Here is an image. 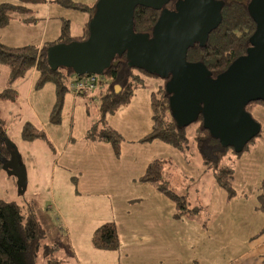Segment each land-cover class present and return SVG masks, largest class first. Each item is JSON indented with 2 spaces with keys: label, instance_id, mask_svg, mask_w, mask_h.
<instances>
[{
  "label": "crops",
  "instance_id": "obj_1",
  "mask_svg": "<svg viewBox=\"0 0 264 264\" xmlns=\"http://www.w3.org/2000/svg\"><path fill=\"white\" fill-rule=\"evenodd\" d=\"M73 1L93 8L99 0ZM40 11L44 19L42 33L38 40L39 46L46 42H54L60 37L63 21L71 22L75 36L82 34L87 22L86 14L65 9L56 4L43 5ZM15 20L24 25L21 20ZM38 79L39 72L36 68L31 69L24 78L18 79L13 85L18 95L17 105L7 104L5 109L7 112L10 111V119L14 120L18 117L19 125H21L17 143L10 138L9 140L16 146L27 170L28 199L51 202L63 222L53 217L49 220H56L58 223L61 221L65 225V233L62 236L68 245L65 250L59 246L57 255L63 249L64 253L66 251L69 254L68 257L71 254V257L77 261H74L75 264H83L81 259L86 258V255L99 257L105 255L109 263L103 261L101 264H118L116 259L127 260L132 255L130 252L138 247L142 248L138 255H142L150 246L168 245L167 239L170 235L172 240L180 235L176 233L174 221L182 222L186 218L191 219L188 224L191 228L186 230L192 231L196 226L200 231L201 226L206 230L205 227L209 225L214 227V233H217V230L221 233L220 212H213L204 225L200 222L201 219H197L200 215L197 213L177 219L175 217L177 212L173 211L175 203L153 185L141 179L149 164L158 159L167 162L168 156L175 157L173 159L175 163H178L177 165H190L192 162H197L199 166L196 172L186 168L185 176L192 177L197 174L203 176L207 173L205 166L201 163L202 160L200 162L198 157L194 158L198 161L187 160L176 149L160 141L140 143V140L150 134L153 128L151 98L153 93H150L148 98L143 95L139 99L134 95L130 104L120 107L116 114L109 115L107 118V122L124 139L120 155L117 156L111 144L86 138L90 126L100 118V107L97 102L100 93L85 95L68 93L65 96L61 125H54L50 121V114L57 99L56 87L48 83L42 90L37 91L35 86ZM156 86L160 87L158 84ZM91 107H95V110ZM120 113L122 117L117 118ZM26 121L38 130L44 131L50 143L47 144L41 140L24 143L21 139V131ZM102 173L106 174L104 182L101 181ZM235 175L237 179L238 173L236 172ZM205 177L204 183L199 187L200 189L203 187V197L208 195L205 188L206 182L213 186L210 176ZM214 180V187L218 190L221 187L216 179ZM261 180L262 178L259 183ZM100 189L106 192L103 200H90L84 197L97 194ZM257 194L258 191L255 202ZM0 200L18 203L24 200L18 192L17 185L8 178L5 171L0 173ZM231 200L226 196V203ZM254 205L257 209V203ZM131 210L134 211L133 218L130 214ZM193 218L195 220H192ZM105 223H115L118 227L121 246L120 250L115 252H119L121 257L115 252L97 249L93 244L96 230ZM263 227L264 221L247 242V249L238 257L230 259L231 261L229 260L227 264L263 263L264 233L261 234ZM149 232L161 233L160 236H164L160 244L152 240L153 237L149 235ZM208 237L211 239L212 233ZM179 239L182 238L179 237ZM82 242L85 243L82 244ZM49 243L56 244V241L49 240ZM220 243H223V237L219 238V242L213 243L215 247H221L217 249L215 255H210L211 250L207 249L206 254H201L200 258L198 257L200 252L195 249L196 251L193 252L195 258L191 261H196L197 257L202 260V264H225L227 259L224 245Z\"/></svg>",
  "mask_w": 264,
  "mask_h": 264
},
{
  "label": "trees",
  "instance_id": "obj_2",
  "mask_svg": "<svg viewBox=\"0 0 264 264\" xmlns=\"http://www.w3.org/2000/svg\"><path fill=\"white\" fill-rule=\"evenodd\" d=\"M177 1L179 0H172L169 8L173 9ZM216 1L224 5L221 12L223 21L220 27L209 35V41L205 47L198 44L188 50L187 56V60L191 63H204L215 78L225 73L238 58L247 53L250 39L257 28L248 12L251 0ZM46 4H56L65 9L84 13L87 15V22L83 27L82 34L75 36L71 22L63 21L60 37L56 41L46 42L42 46L11 47L0 40V66L8 70L5 89L0 92V173L4 171V161L10 159L11 152L16 148L14 143L9 140L8 119L1 107L4 104L17 105L18 95L13 88L14 83L18 79L24 78L31 69L36 68L39 72V79L35 86L37 91L42 90L48 83L55 85L57 99L50 114V121L54 125H61L65 96L68 93L76 94L71 90L72 84L76 81L74 72L65 68L53 71L47 61V50L58 44L88 40L89 25L96 11L95 6L90 8L73 0H19L17 4L0 3V30L7 28L15 19L28 25L36 24L35 12L31 7ZM159 16L160 13L156 10L139 7L134 15L135 32L152 36ZM145 76L161 80L143 70L131 68L126 56L118 57L105 75L110 80L108 84L102 82L95 92L76 94L100 93L97 97L100 118L88 129L86 135L88 140L107 142L114 147L115 154L120 155L124 139L107 122V118L109 115L116 114L120 107L130 104L137 90L145 88ZM161 81L163 83L151 97L153 128L150 134L140 140V143L160 141L176 149L187 160L191 158L192 152H196L206 170L213 173L219 187L226 192L227 197L230 200L234 199L236 197L234 186L236 169L228 162V159L231 156H241L248 152L250 144L256 140L253 139L248 143L241 153H236L232 148H224L218 139L212 137L211 133L204 128L202 117L188 128H179L169 107L170 97L165 86L166 80ZM119 86L122 90L120 94H117L116 87ZM258 105L264 107V101L249 104L247 110L251 113ZM21 139L24 143L36 140L50 143L46 133L38 130L28 121L23 125ZM165 165L166 162L163 160L153 161L141 178L142 181L150 183L175 203L178 210L175 216L177 219L197 213L198 208H188L187 197L178 196L170 188V184L164 178ZM8 178L16 184L14 177L8 176ZM22 197L24 200L20 203L0 200V264H39L40 255L47 259V264H63L56 254L59 249L58 244L51 245L47 241V234L38 220L34 202L28 199L27 192ZM257 209L264 216V176L258 189ZM263 233L264 227L261 234ZM93 244L97 249L104 251L120 250L121 238L116 224L105 223L98 228L93 237ZM262 264H264V256Z\"/></svg>",
  "mask_w": 264,
  "mask_h": 264
},
{
  "label": "water",
  "instance_id": "obj_3",
  "mask_svg": "<svg viewBox=\"0 0 264 264\" xmlns=\"http://www.w3.org/2000/svg\"><path fill=\"white\" fill-rule=\"evenodd\" d=\"M99 0L84 42L58 44L47 50L53 71L70 69L76 77L105 76L118 57L131 68L165 81L169 107L179 128L202 117L203 126L222 146L241 153L262 131L247 110L264 101V0H251L248 12L257 25L247 53L215 78L202 62L187 60L188 50L205 47L220 27L223 3L216 0ZM139 7L156 10L160 18L152 36L137 34L134 15ZM122 88L116 87L120 94ZM3 170L16 179L18 192H27V170L17 148Z\"/></svg>",
  "mask_w": 264,
  "mask_h": 264
},
{
  "label": "rangeland",
  "instance_id": "obj_4",
  "mask_svg": "<svg viewBox=\"0 0 264 264\" xmlns=\"http://www.w3.org/2000/svg\"><path fill=\"white\" fill-rule=\"evenodd\" d=\"M0 3H19V0H0ZM43 5L32 6L34 8V16L37 20L36 24L22 25L21 22L13 20L10 25L0 30V40L8 46L14 47H22L24 45L33 44L39 46L38 40L39 35L42 33L43 26V13L42 11ZM171 9V8H170ZM173 10V9H171ZM19 22V23H18ZM22 26V27H21ZM8 77V70L5 67L0 66V92L5 89L6 80ZM105 81L106 77L102 76ZM145 88L139 89L135 92V96H138V99L145 95L147 98L150 93H154L158 91L159 87L156 85H160L163 82L155 77H147ZM99 92H97L98 94ZM5 105L1 106L4 109L5 117L8 119V136L11 141L14 143L18 141L19 138V120L18 117L10 119V111L7 112L5 109ZM11 105V104H8ZM91 109L95 110V107H91ZM93 113V111H91ZM252 117L260 123L262 131L258 138H255L256 141L250 144L248 152H245L241 156H231L228 159V162L234 166L236 172L238 173V178L234 180V186L236 189V197L231 201L226 203V192L222 188L214 187L215 176L213 173L208 170L206 171V175L197 174L196 176L188 177L185 176L186 171L184 169L188 168L192 172H196L197 167L199 166L197 162H192L190 165H177L178 163L174 162L175 157L168 156V161L166 162V169L164 172V178L170 184V188L174 190V192L178 196H185L188 200V208H198L197 214H200L197 219H201L200 222L202 225L207 221V218L210 215H213V212H220V223L221 233L217 230V233H214V227L207 226L200 227L202 230L200 231L199 227L196 226L194 230H190V226L188 225L191 222V219H185L182 222L174 221L176 233H179L178 237L172 240V235L167 239L169 241L168 245H164L158 247L157 244L155 246H150L149 249L144 251L142 255H138L139 251L142 249L138 247L136 250H132L131 256L126 259L118 261V264H202V260L200 259L201 254L205 255L207 249H210L211 252L209 254L215 255L217 249H221L220 246L215 247L213 243L215 241L219 242V238L223 237L224 251L226 256V263H229L235 257H238L242 252L247 249L248 241L256 233V231L263 224L264 216L262 213L255 208L256 193L258 191V187H260V179L264 176V107L258 105L254 107L251 112ZM122 115L117 116V118H121ZM21 120V119H20ZM15 140V141H14ZM17 143V142H16ZM173 149V148H171ZM190 161H199L201 162V158L196 152L191 153ZM198 157L197 159H194ZM202 163V162H201ZM199 171V170H198ZM106 174H101V181H106ZM205 176H210L213 186L211 183L206 182V190L208 191L207 197L202 195V189L199 188L201 184L204 183L206 179ZM194 177V178H193ZM213 178V179H212ZM106 192L100 189L97 194L85 195L84 197H88L91 199H96L98 201L103 200V195ZM34 206L37 210V216L40 224L46 231L48 242L49 240H55L58 246L63 247L65 250L67 248V242L63 239V234L65 233V225L62 223L63 220L60 219V214L53 207L51 202H40L38 200H34ZM122 207L121 204H118ZM173 211L178 212L176 205L173 204ZM132 209V208H130ZM176 209V210H175ZM134 211L131 210L130 214L133 218ZM55 218L56 220H61L58 223L56 220L50 221L49 218ZM187 217V216H185ZM192 220H195L193 218ZM61 227H55V226ZM199 225V224H198ZM218 228V227H217ZM189 229V230H186ZM195 231V232H194ZM204 232L209 236L212 233V238L204 234ZM211 232V233H210ZM123 233V231H122ZM149 235L153 237L152 240L154 242H158L160 244V240H163L164 236H160L161 233L149 232ZM85 234L83 235V238ZM181 237L182 239H179ZM167 238V236H166ZM85 242H82L84 244ZM212 248H215L212 250ZM63 249L60 253H58L59 259L63 264H75L76 261L73 257H70L68 253H64ZM198 250L200 258L196 257V261H191L192 258H195L193 252ZM119 254V252H115ZM57 254V253H56ZM138 255V256H137ZM107 256L101 255L99 256H88L86 258L81 259L83 264H101L103 261L109 263ZM230 260V261H229ZM77 262V261H76ZM39 264H47V259L40 255Z\"/></svg>",
  "mask_w": 264,
  "mask_h": 264
},
{
  "label": "built area",
  "instance_id": "obj_5",
  "mask_svg": "<svg viewBox=\"0 0 264 264\" xmlns=\"http://www.w3.org/2000/svg\"><path fill=\"white\" fill-rule=\"evenodd\" d=\"M102 78V76L98 75L76 77V81L72 84L71 90L76 94L81 92H95L101 86L102 82L105 84L110 82L108 78L105 81Z\"/></svg>",
  "mask_w": 264,
  "mask_h": 264
}]
</instances>
